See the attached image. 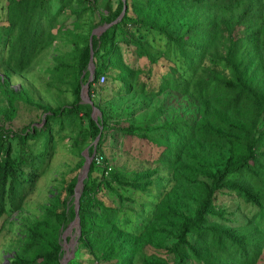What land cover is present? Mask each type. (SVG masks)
<instances>
[{
  "label": "trees",
  "instance_id": "16d2710c",
  "mask_svg": "<svg viewBox=\"0 0 264 264\" xmlns=\"http://www.w3.org/2000/svg\"><path fill=\"white\" fill-rule=\"evenodd\" d=\"M6 1L0 24V215L5 199L20 209L21 188L35 175L21 180L17 172L24 164L35 171L45 159L31 152L28 140H38L50 155L68 139L79 157L60 173L38 217L17 218L23 228L9 264L60 263V235L74 218L72 196L84 148L92 157L77 198L76 248L67 264L78 263L80 249L96 264H255L264 257V0H105L101 9L97 0ZM61 14L65 19L59 21ZM127 24L161 34L173 55L153 54L132 38ZM101 26L106 27L90 36ZM121 40L131 46L133 59L142 58L145 70L121 59ZM53 41L54 65L46 69L52 74L44 83L57 91L65 86L72 98L50 106L9 80L27 72ZM89 43L91 104L79 97L89 76ZM157 64L164 72L151 80ZM101 75L103 86L97 83ZM119 89L151 97L169 92L196 108L156 122L159 107L141 124H108L116 115L93 94ZM93 107L100 112L94 119ZM28 110L43 113L42 127L31 118L30 127L13 130L11 122L21 123ZM109 128L143 144L133 147L141 168L107 162L100 147ZM12 140L18 144L15 157ZM127 189L146 199L123 204L132 198ZM102 191L115 195L117 205L105 203L97 195ZM222 191L252 206L254 214L229 224L226 210L214 203ZM258 213L262 227L254 220Z\"/></svg>",
  "mask_w": 264,
  "mask_h": 264
},
{
  "label": "rangeland",
  "instance_id": "374dc122",
  "mask_svg": "<svg viewBox=\"0 0 264 264\" xmlns=\"http://www.w3.org/2000/svg\"><path fill=\"white\" fill-rule=\"evenodd\" d=\"M105 0H97V5L101 9ZM7 4L6 0H0V24L4 22L5 18V6ZM65 19L63 14L58 18L59 21ZM55 23L53 24V30H55ZM99 28V27H98ZM127 32L132 34V38H137L144 42L145 47L156 55H164L165 53L173 55V48L170 44L165 43L164 37L158 34L156 31H152L145 27H138L137 29L131 24H127ZM101 30H93L94 33L99 34ZM92 32V31H91ZM58 44L53 41L51 46L43 53L39 58H35L31 62V68L24 72L23 75L14 74L13 78L9 80V83L14 88H25L31 93V97L37 101V103L48 104L50 106L66 104L72 98L71 91L65 89V86H60V91H57L54 87H47L44 83L47 81L52 72L46 71L47 68H52L54 65V60L50 57L55 52L52 50L54 45ZM120 51L122 60L127 64L134 67H140L143 70L146 69V64L143 63L142 58L133 59L134 54L131 52V46H125L124 42L119 41ZM165 65V61H161ZM139 65V66H137ZM152 78L154 80L157 75L164 72V67L162 65H155L152 67ZM105 83V82H104ZM103 83V84H104ZM100 85V86H103ZM80 102H87L91 100L88 99L87 89L84 85L81 86L79 90ZM94 100L96 102L100 101L101 106H107V113L109 115L108 124L111 122L118 123L119 126H125L128 122L132 121L134 123L141 124L146 121L149 117L151 111L156 108L161 107L160 117L156 122L162 120H169L175 114H188L191 113L195 108L196 104L190 99L185 97H178L172 99L169 92H165L163 95L159 96H144L135 91H130L124 93V89H119L117 91H105L101 94L95 92L93 94ZM103 99V100H102ZM35 113L36 115H34ZM100 112L95 107L91 110V117L94 119ZM115 114V115H114ZM22 122L17 123L15 120L11 122V128L17 130L22 126L30 127L32 123L33 126L42 127L43 113L40 111L28 110L27 114L23 115ZM112 118V119H111ZM30 120V121H29ZM83 126L86 123L83 121ZM64 129L67 131V126L64 124ZM105 139L100 147V150L107 159V162L111 163L117 168H123L125 170L137 169L143 166V162L140 158L136 160V153H134V146L140 149L143 148V144L139 146V143L135 137H126L127 135H119L114 129L109 128L107 133H105ZM124 136V137H123ZM40 141V140H39ZM88 142V141H87ZM95 142V141H94ZM92 142V143H94ZM12 155L15 157L17 155L18 144L16 140L10 142ZM27 145L33 154L41 153L45 157L43 163L38 162L36 170H32V165L24 164L22 172H17L21 180L28 177L29 174L34 173L30 183H25L24 187L20 191V209H15L11 203L5 199L4 212L0 215V264H9V259L12 257L14 250L16 249L20 235L19 232L22 231L23 224L21 221L17 220L18 217H22L25 220H31L38 217L41 212V207L45 205L50 197V190L53 187L58 186V179L61 177V172H65L72 168L78 160V154L76 150L73 152L69 150V140L64 139L62 143H57L48 155V150L42 148V144L38 140H28ZM73 148V147H71ZM80 155L84 157L86 155V148L80 152ZM138 155V154H137ZM83 170L82 167L77 171V178L81 176ZM114 188L119 189L117 184H112ZM76 187L74 185V194H76ZM127 192H131V200L128 203L123 202L133 206L135 202L142 203L146 199L142 195L134 193L131 189H127ZM74 194L72 199L74 200ZM97 195L102 198L105 203L109 205H117V198L110 192L102 191L98 192ZM18 198V196H17ZM72 200V201H73ZM133 202V203H130ZM15 203V202H14ZM216 207L223 208L227 212V218L229 224L240 225L243 221L242 217L253 215L255 209L250 205H245L242 200L233 196L232 193L228 191L219 192L215 198ZM229 213V214H228ZM14 221L13 225L9 221ZM255 222L262 227L263 219L260 217L259 213L254 217ZM20 228V229H16ZM78 224L76 220H71V222L62 230L61 232V247L62 255L67 259L66 264L72 258L73 252L76 248V235L78 234ZM65 239V242L63 241ZM62 257V256H61ZM80 261V263H79ZM79 261L76 258L75 263L77 264H96L92 263L89 255L80 249ZM264 257L261 255L259 259L255 261V264H264ZM74 264V263H73ZM192 264V263H188Z\"/></svg>",
  "mask_w": 264,
  "mask_h": 264
},
{
  "label": "water",
  "instance_id": "95a60500",
  "mask_svg": "<svg viewBox=\"0 0 264 264\" xmlns=\"http://www.w3.org/2000/svg\"><path fill=\"white\" fill-rule=\"evenodd\" d=\"M123 1V0H122ZM124 2V1H123ZM125 10V6H124V3L122 5V8H121V11H120V14L118 17L122 16L123 12ZM106 26H101V27H97L93 30H101V29H104ZM92 30L90 36L92 34H96L94 33ZM90 38V37H89ZM87 68H88V71H89V76L87 78V81L85 82V84H83L85 87L87 86V83L90 81L91 79V75H92V72H93V64H92V53H91V48H90V43H89V59H88V63H87ZM90 104L91 102L88 101ZM98 138V136H96L95 140ZM92 155L88 156L87 155V152H86V155L84 156V163H83V170H82V173H81V176H79L76 180V183L75 185H79V189H78V192L76 194H74V202H75V209H74V218H73V221L76 220V223L78 224V220H77V198H78V195H79V190L81 188V182H82V179L85 177V174H86V171H87V168H88V165H89V162H90V159H91ZM78 231V229H77ZM63 241L65 242V239H63ZM68 258H66L64 255H62L61 257V260H60V263L59 264H66V261H67Z\"/></svg>",
  "mask_w": 264,
  "mask_h": 264
},
{
  "label": "built area",
  "instance_id": "2783aa9c",
  "mask_svg": "<svg viewBox=\"0 0 264 264\" xmlns=\"http://www.w3.org/2000/svg\"><path fill=\"white\" fill-rule=\"evenodd\" d=\"M103 81H104V77H103L102 75L99 76V77H98V81H97V83H98V84H102Z\"/></svg>",
  "mask_w": 264,
  "mask_h": 264
},
{
  "label": "bare ground",
  "instance_id": "6f19581e",
  "mask_svg": "<svg viewBox=\"0 0 264 264\" xmlns=\"http://www.w3.org/2000/svg\"><path fill=\"white\" fill-rule=\"evenodd\" d=\"M79 189V188H78ZM78 192V191H77Z\"/></svg>",
  "mask_w": 264,
  "mask_h": 264
}]
</instances>
